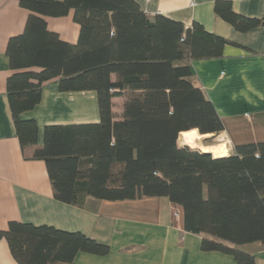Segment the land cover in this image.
Segmentation results:
<instances>
[{
  "label": "trees",
  "instance_id": "obj_1",
  "mask_svg": "<svg viewBox=\"0 0 264 264\" xmlns=\"http://www.w3.org/2000/svg\"><path fill=\"white\" fill-rule=\"evenodd\" d=\"M16 1L29 15L7 43L6 96L22 154L45 162L54 198L81 207L86 197H165L181 206L186 232L212 238L201 240L202 251L255 264L222 242L264 245V142L237 145L220 158L177 143L182 132L223 131L213 104L192 82L191 62L219 58L234 44L196 22L185 29L161 15L151 18L133 0ZM70 11L79 27L75 44L61 41L44 19ZM213 12L240 33L264 26V19L235 13L228 0L215 1ZM49 82L60 92H94L99 122L46 126L37 145L36 123L22 114L39 104ZM117 95L125 102L114 121ZM0 239L17 264H73L80 252H109L81 233L18 222Z\"/></svg>",
  "mask_w": 264,
  "mask_h": 264
},
{
  "label": "crops",
  "instance_id": "obj_2",
  "mask_svg": "<svg viewBox=\"0 0 264 264\" xmlns=\"http://www.w3.org/2000/svg\"><path fill=\"white\" fill-rule=\"evenodd\" d=\"M133 1L151 18L161 15L185 29L196 22L234 44L225 46L219 58L192 61V82L217 111L223 125L218 137L226 143L227 155L237 145L264 142V26L236 31L214 14L217 0ZM228 1L235 13L264 19V0ZM72 14L44 18L48 30L69 44L76 43L79 31ZM28 15L16 0H0V231H6L10 222L48 226L81 233L109 247L104 256L80 252L73 264H235L230 255L202 251L201 240L212 238L186 232L181 206L165 197L124 201L86 197L81 207L54 198L45 162L22 154L6 96V81L12 74L7 43L23 32ZM124 102V95L112 99L114 121L121 120ZM22 119L35 121L37 145H42L46 126L98 123L96 94L60 92L55 82L46 83L39 104ZM222 243L251 255L255 264H264L263 244ZM0 264H17L4 239H0Z\"/></svg>",
  "mask_w": 264,
  "mask_h": 264
},
{
  "label": "bare ground",
  "instance_id": "obj_3",
  "mask_svg": "<svg viewBox=\"0 0 264 264\" xmlns=\"http://www.w3.org/2000/svg\"><path fill=\"white\" fill-rule=\"evenodd\" d=\"M210 135H200L195 129L187 132H182L179 134L178 141L190 148L199 149L203 153H209L214 158H220L227 156L228 150L224 143L217 145H202L199 143L204 138L209 137Z\"/></svg>",
  "mask_w": 264,
  "mask_h": 264
},
{
  "label": "rangeland",
  "instance_id": "obj_4",
  "mask_svg": "<svg viewBox=\"0 0 264 264\" xmlns=\"http://www.w3.org/2000/svg\"><path fill=\"white\" fill-rule=\"evenodd\" d=\"M199 143L201 144V146L202 145H217V144H220V143H224L226 145V143L221 138L219 139L218 136H212V135H210L207 138L202 139L201 141H199ZM178 144L180 146H184L179 141H178ZM226 147H227V145H226ZM193 149L196 150V148H193Z\"/></svg>",
  "mask_w": 264,
  "mask_h": 264
},
{
  "label": "water",
  "instance_id": "obj_5",
  "mask_svg": "<svg viewBox=\"0 0 264 264\" xmlns=\"http://www.w3.org/2000/svg\"><path fill=\"white\" fill-rule=\"evenodd\" d=\"M188 147V146H187ZM190 148V147H189Z\"/></svg>",
  "mask_w": 264,
  "mask_h": 264
}]
</instances>
